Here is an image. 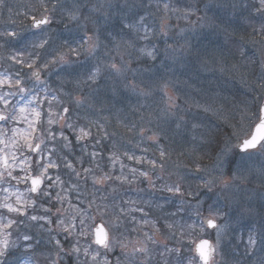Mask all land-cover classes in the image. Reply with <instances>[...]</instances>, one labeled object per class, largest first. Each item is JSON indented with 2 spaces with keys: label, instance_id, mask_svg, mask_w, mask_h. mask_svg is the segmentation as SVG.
<instances>
[{
  "label": "snow or ice",
  "instance_id": "obj_1",
  "mask_svg": "<svg viewBox=\"0 0 264 264\" xmlns=\"http://www.w3.org/2000/svg\"><path fill=\"white\" fill-rule=\"evenodd\" d=\"M58 4L59 0H52L51 6L45 0H40L41 15L23 13L30 20L28 35L7 29L0 33V36L8 38L10 42L20 45L15 54L9 57L19 66L18 69L15 73L0 72V192L6 193L0 202V264H9L10 259L20 249L35 254L42 240L37 239L30 228L38 226L43 229L46 225L53 224L58 230L47 228L49 233L55 231V235L48 238V244L53 247L47 251L46 264H68V261H72V264H144L139 257L152 258L149 244L160 243L156 236L161 231L167 240L174 241L173 246L167 243L160 245V255L165 258L163 264H169V258L171 264H217L218 255L221 260L224 259L221 240L233 219L246 231L233 229L238 234L230 237V240L237 242L232 246L231 252L235 254L236 248L243 242L244 255L250 256L259 252L261 255L257 264H264V222L259 227L251 223L245 225L244 217H252L254 213L250 208L245 209L237 199H226L222 204L219 200L209 203L203 198L218 183H222L224 189L230 190L238 186L236 181L247 180L248 176L244 174L247 171V162L258 153L264 155V76H261L255 88L249 85L252 91H259L260 95L253 96L250 105L247 100L241 102L244 108L240 113L239 126L231 123L234 117L227 114L229 110L223 103L219 108L212 104H196L205 113L211 112L232 129L223 141L214 162L220 175L208 179L211 175L210 169L201 167L198 162L194 167L173 162L177 170L168 172L173 150L167 149L161 143L164 138L163 130L158 125L153 126L151 119L139 125L136 122L129 124L118 120V126L125 130L118 132L109 131L106 116L102 117L104 123L99 119H90L87 115L80 116L78 110L87 112L94 107L93 99L101 87L98 81L102 78V69L109 73L104 77L106 80H111L112 77L127 79L129 72L135 77L141 69L131 67L130 62L123 56L117 65L116 58L109 52H105L108 62L100 60L98 53L106 50L108 44L101 40V30L96 26L98 18H83L92 24L90 30L87 23L81 22L79 5H74L73 11L67 13L68 20L74 23L73 28L65 24L69 36L53 39L50 36L53 31L51 25ZM126 6L135 7L131 3H126ZM103 7L93 5L92 11L101 12ZM164 7L167 8L168 5L165 4ZM231 7L236 8L237 5L233 3ZM253 7L254 15L260 18L259 26H255L251 17L246 19L252 26V32L261 37L259 43L264 44V0H256ZM113 8L119 10L118 5L108 3L107 9L101 12L106 22L110 19ZM0 9L13 11L6 0H0ZM15 14L21 15L19 11ZM144 20L145 17L140 15L133 22H125L121 31L127 30L129 34L135 31L137 35L143 31L139 38L150 41L152 30ZM11 23L15 24L16 21L12 20ZM161 34L167 35L163 24ZM252 42L257 43L255 37ZM124 43L129 48L134 47L130 41ZM137 51L140 57L152 61L157 59L158 49L154 45L150 48L145 45ZM25 69L29 71L24 72ZM53 74L60 81L59 91L69 98L68 103L61 101L57 89H51L48 80L44 79ZM240 80L248 84L243 74L240 75ZM64 83L75 84V89L79 91H83V86H88L90 92L81 98L74 89L64 92ZM93 85L96 87L93 88ZM124 87L134 92L137 90L132 82ZM218 87L219 92L212 91L215 98H221L222 93L227 91L226 85ZM109 90L113 99L119 96V89L115 84L109 85ZM139 94L148 96L151 93L141 91ZM17 96L27 97L26 103H13ZM222 98L227 101L226 96ZM53 100L57 101V105L52 104ZM168 100L170 106H175L173 97L169 96ZM57 106L58 110H54ZM99 111L102 112L103 109ZM81 120L84 122L81 123ZM244 121L248 122L246 127ZM20 123H26L27 128L13 126ZM52 125L56 126L55 130ZM197 127L200 125L192 124V128ZM233 139L237 141L235 145H232ZM57 144L60 149H68V153L58 151ZM77 146L79 155L72 150ZM233 148L237 150L239 161L231 177L233 183H229L224 179L223 161L233 153ZM195 151L192 148L191 152ZM179 155H184V152ZM69 156L72 158L69 159ZM181 168L184 171H180ZM62 169L66 171L62 172ZM166 172L169 176L175 175L176 179L171 183L165 181ZM256 179L264 186V168ZM89 181L92 191L88 195L92 199L88 201V208L94 206L95 214L82 216L78 223L76 215L64 217L62 209L65 203L75 209L77 215L80 214L81 209L72 200L80 199L83 195L80 191L81 182L87 189ZM157 181L162 183L158 185ZM21 184L25 186L24 191L19 188ZM141 184H146L147 189H151L150 195L168 194L165 203L172 205L175 210L165 211L164 203H153L151 199L125 200L120 196V188L125 185L129 186L125 191L132 190L131 186L137 185V192H145V188L139 187ZM10 188L14 191L10 192ZM97 192L101 195L97 196ZM72 193L75 196L70 195ZM186 205L192 208L188 219L193 215L196 217L191 223H181L174 219L177 216L184 219ZM233 212L236 213L235 217L231 215ZM225 216L229 219L225 220ZM126 223L133 226L121 230ZM89 236L90 240L87 239ZM81 237L86 240L84 244L80 242ZM183 252L192 254L185 256ZM25 264L37 262L29 258ZM235 264H240V260L236 259Z\"/></svg>",
  "mask_w": 264,
  "mask_h": 264
},
{
  "label": "rangeland",
  "instance_id": "obj_2",
  "mask_svg": "<svg viewBox=\"0 0 264 264\" xmlns=\"http://www.w3.org/2000/svg\"><path fill=\"white\" fill-rule=\"evenodd\" d=\"M12 0H9L7 2L8 5H13L11 2ZM17 1V0H16ZM15 1V3H16ZM101 2H97L94 5L100 6L102 3L103 10L107 9V4L111 3L112 5H118L120 10H124L127 6L126 3H131L134 4V8H129L128 10H131V13L136 14V18L141 15L142 13V5L143 2L146 4H149L147 6V9L151 8L152 6L156 8H160L161 3L163 0H98ZM199 2V0H172L170 3L166 1L165 4L168 5L169 7V15L170 18L167 19L165 31L167 32L166 37H171V40L173 42V45L171 46V51L166 55V57L163 56L162 61L160 62L162 66V71L159 73V79L163 84L158 85V88H155L152 83L150 86V89H157L158 90V95L157 97L162 98V104L166 107V103L168 102V106L170 108L169 111H171V114L168 115L166 112L162 113L161 111L159 112V109L161 105L159 104L158 106H155V104H158V100H154L153 102L151 101V96H144L140 95L139 93L141 91H149V84L148 80L144 81V76L140 74V76H135L133 77L132 73L127 74V79L125 77H112L111 80H106L104 77H107L109 75L108 72L103 71L102 69V78L98 81L99 82H106L103 84H100L101 87L99 88L98 94L96 97L93 99V104L95 105L93 109L88 110L85 112L84 110H78L80 112V116L83 117L87 115L90 119H96L95 114L100 113L99 111L101 108L104 110L106 109V103L104 104V98L105 96L108 97V110H109V115H108V125L110 123L115 124L121 132H124L125 130L122 127H119L117 124V121H123L124 123L129 121L131 122V117H130V112H135L136 110L139 111V118L138 114L133 113V120H138L141 119V117H144V120H139L140 124L141 123H146V116L148 117L149 115V109L151 108L155 114L150 116L148 118L152 120L153 126H159L160 129L163 130V137L161 140V143H166V144H171L172 148L174 151L178 152L180 150H183V148L186 146L189 147H195V146H201L202 142L199 140V136H202L204 133H208L210 131L209 126L206 122L202 123V128L201 130V125L200 127L193 128L190 124V120L188 122L187 117L189 118L196 116V118H199L200 121H203L207 116L213 115L211 112L205 113L201 112L196 104L197 102L201 105H206V104H212L213 107L219 108L220 105L223 103L225 107L229 110L228 115H233L235 113L236 115V110H237V105L231 102V99L229 96H232L233 91L237 90L239 92H243L244 94H247L249 92V89L246 88V84L242 83L241 80H237V77L240 76V69L233 68L234 61L233 59H230V54L227 52L224 54L222 57V49L217 51L216 47L214 45H211L210 47L205 43L202 44L197 49L198 42L202 40H206L204 37L205 32L208 29L212 30H217L219 35L221 36L222 33L225 32L226 27L223 26L224 23L227 22V19L230 17V20L234 19L233 17L231 18V14H227V19H226V12L225 10H231L232 7L230 3L227 1L229 0H217L214 2L213 0V10L217 17L219 18V26L213 27H207V24L205 25V22H202L199 24L198 20V14L194 10H191L193 7V2ZM197 2V3H198ZM238 2V1H236ZM14 3V4H15ZM187 3L189 4V8L187 6ZM239 3V2H238ZM164 4V5H165ZM247 8V5L245 3L242 4V9ZM83 10V11H82ZM117 9L113 8L110 11V14ZM16 11V10H15ZM127 11V10H126ZM84 12V13H83ZM86 12V13H85ZM80 16L84 17H91L92 18H98L101 19L100 17V12H93L92 10L88 9H82L80 7ZM187 16V18H185ZM53 18H54V28L53 31L50 33V36L53 39L59 38H67L69 36V33L65 29V24L68 25L69 28L74 27V23L67 21L66 23L63 24L59 20V15L58 13H53ZM124 18V16L122 17ZM121 18V19H122ZM17 16H14L12 12H8L6 14H0V24L2 25H7V24H12V20H17ZM120 19V21H122ZM103 20V18L101 19ZM104 21V20H103ZM102 21V22H103ZM81 22L87 23L89 30L92 28V24L89 23L88 21H85L84 19H81ZM100 25H104V24ZM105 22V21H104ZM99 24V23H98ZM97 24V25H98ZM241 24H244L243 21ZM16 28L22 32L24 35H28V25L25 26L24 29H20L19 25L16 23ZM96 25V26H97ZM170 26V27H169ZM98 27V26H97ZM101 27V26H100ZM206 28V29H205ZM59 31H62L59 33ZM89 35H91V31H89ZM57 42H59L57 40ZM13 47H15L14 51L17 50L20 45L12 42ZM260 50L263 51L264 54V44H259ZM110 51V52H109ZM109 51L107 49L104 51H100L98 53L100 59L102 62H108L107 57L105 55V52H109L112 56L115 55V63L117 65L120 64L121 62V56L124 57L125 60H128L130 62L131 67L133 66V63L136 62V60L132 61L126 58L124 55L125 53H120L119 56L116 55L114 51V47L112 49L109 48ZM1 54L4 53V50H1ZM226 52V51H225ZM117 56V57H116ZM264 58V55L262 56ZM229 59V61H228ZM139 62H141V59L139 58ZM17 66V65H16ZM0 68L2 69V65L0 62ZM144 70V68H140ZM223 69V71L221 70ZM193 70L195 72L192 76L188 78V71ZM29 70L26 69L25 72H28ZM145 72V71H144ZM187 72V75H186ZM147 73V72H145ZM152 73V72H151ZM250 76V72L248 74V78ZM263 76H264V68H263ZM44 79L48 80V85L50 86L51 89H57V95L63 101L64 103H68L69 99L68 97L65 96L63 92L59 91L60 88V81L57 78L55 74L51 75L50 77H44ZM239 79V78H238ZM252 80L251 82H253ZM132 82L137 86V90L134 92L130 88H125L124 85ZM56 84H59L58 87H56ZM115 84V86L119 89V96L116 99H121L123 98V102H115L114 99L112 98V93L108 88V85ZM219 85H226L227 91H224L225 93H222L221 98H215L212 96V91L215 90L217 92L220 91ZM166 86V87H165ZM93 88L96 86L93 85ZM74 89L76 91V94L80 95L81 98H84L86 95H88V91L90 90L88 86H83V91H79L75 89V84L71 83H64L63 85V91L67 92L68 90ZM15 90V89H13ZM103 92L108 93L105 95ZM227 93H229V96H227ZM184 94V95H182ZM63 96V97H62ZM171 96L175 100V106H170V101L168 100V97ZM223 96L227 97V101L223 100ZM51 100V96L49 97ZM53 105H57V101L53 100L51 101ZM96 102V104H95ZM155 102V103H154ZM216 103V104H215ZM58 107V106H57ZM163 107V109H165ZM202 109V108H201ZM203 110V109H202ZM127 113V115H125ZM120 114V116H119ZM114 118V120H112ZM212 118L218 119L215 115L212 116ZM104 120H101V123ZM115 121V122H113ZM81 123L84 121L81 120ZM22 123L19 125H13L14 127H20ZM47 127V125H46ZM53 130H55V125L51 126ZM189 127L192 129V134H190ZM188 130V131H187ZM188 132V133H187ZM195 137V139H193ZM151 143V142H149ZM58 146V151H62L60 149V145L57 144ZM73 150V149H72ZM63 152V151H62ZM181 153V152H180ZM139 154V153H138ZM181 155H178L177 158H181ZM55 158V157H54ZM230 158L226 157L224 158V161L228 160ZM174 160L173 155L171 154V159ZM223 161V162H224ZM239 161V160H238ZM126 163H129L125 161ZM178 163L176 161H169L168 167H173L175 168L174 163ZM250 163V164H249ZM182 165V164H181ZM226 162L223 163L224 170H226ZM246 172L244 173L245 175L248 176V179L241 182V181H236L235 183L238 185L236 187H233L232 189H224V186L222 183H218L213 189L212 192L208 195H204L203 198L211 203L213 200H219L222 204L225 202L227 199L228 201H231L232 199H237L239 200L243 205L245 209H251L254 215L252 217H247V221H253L259 218L261 215L264 216V189L262 190H250L246 192V195L242 193H238L236 195L237 191L240 192L243 187L246 188L247 184L249 181L253 180V182L257 183L260 185V181L256 179V176H258L260 170L264 168V155L257 154L255 155L251 160H249L246 164ZM172 171L171 168H169ZM177 170V169H176ZM211 175H214L215 172V177L219 175V171L215 168L211 169ZM180 171H183V168L180 169ZM154 178V177H153ZM192 179H195V177H192ZM224 179L229 182L233 183L231 177H228L225 175ZM164 180L171 183L172 181L175 180L173 176H169L167 172L164 174ZM197 183L199 181H196ZM162 183L161 181H157V184L159 185ZM127 187V186H125ZM139 187H142L139 185ZM223 190V191H222ZM123 197L127 196V191L125 189L123 190ZM148 194L151 192V189H147L146 185V191ZM162 200H158L157 202L159 203H164L165 204V209L167 207H171L172 205H169L165 203L166 196L168 194H162V193H156ZM1 198V196H0ZM128 199V196L125 197V200ZM195 202H193L194 204ZM187 211L184 215L185 220L188 219V215L192 212V208L188 207L187 205L185 206ZM172 211H174V207L172 206L171 208ZM227 212V209L225 210ZM64 217H67V215H75L76 210L73 208L66 207L64 210H62ZM95 212V211H94ZM159 214V213H157ZM234 212L231 213L233 216ZM206 215V213H205ZM105 219H108V217H105ZM193 221L196 219V217L193 215L191 218ZM229 217L225 216V220H228ZM189 220V219H188ZM97 221H99V216H97ZM224 221H220V223H223ZM264 222V220H261V223ZM230 223V222H229ZM256 225V224H255ZM133 225L131 224H125L122 226L123 230L124 228H131ZM235 228H240V224L238 223H230L229 227L225 230V235L221 240V251L225 253L224 259L221 260L220 256L218 255L216 257L217 264H230L229 261H227L226 258V253L229 252L231 249L227 248L229 244V234H238L233 231ZM241 232L243 230L240 229ZM213 238L214 237H209ZM156 239L160 242L158 245H152L149 244V248L152 249V252L150 253L151 259H145L144 257H139L140 261H144V264H152L158 259H160V245L167 243L174 245V241L172 240H167L165 238V235L163 231L160 233H157ZM170 246V245H169ZM237 253V258H242L240 259V264H251V263H257L258 258L260 257L261 253L257 252L254 255L250 256H245L243 253V246L240 242L239 247L236 248ZM182 254L191 255L192 253L189 252H183ZM164 258V257H163ZM84 259V257H83ZM165 259V258H164ZM235 264V262H234Z\"/></svg>",
  "mask_w": 264,
  "mask_h": 264
},
{
  "label": "trees",
  "instance_id": "obj_3",
  "mask_svg": "<svg viewBox=\"0 0 264 264\" xmlns=\"http://www.w3.org/2000/svg\"><path fill=\"white\" fill-rule=\"evenodd\" d=\"M8 1L9 0H6V3ZM15 1L16 0L11 1L13 3V5H11L13 8L12 13L14 16H16L15 13L17 11L21 13L19 19L16 20V23L20 22L21 20L29 21V19L23 15V13L25 12H28L30 15L34 13L37 16L42 13V9L40 7V0H17L16 3ZM92 1L93 0H59L56 13H58V15L64 20L62 23L65 24L66 20L69 21L67 18V13L73 11L74 5H79L82 9L92 10V7L95 3H97V0H95L94 2ZM166 1L170 3L172 0H163L160 8H156L152 6L149 9H147V6L149 4L143 2L141 15L145 17L144 23L152 30L151 32L152 38L150 41H144L139 38V36L143 35V31H141L139 35H137L135 31H132L130 34L128 33L127 30H125L124 32L121 31V28L125 22H133V19L136 18L135 17L136 14L131 13V10H128L129 9L128 7H126L124 10L119 9L112 12L110 14V19L107 20V22L105 20V17L100 13L101 19L103 18L105 22L99 19L97 20V24L99 23L98 27L101 30V40L105 44H108L107 51H109V48L112 49V47H114L116 51L122 49L126 54V58H129V60L134 61V60H138L137 57H140V53L137 51L138 49L137 47L141 48V47H145V45H148V47L150 48L151 46L154 45L158 49L157 59L155 60V62H149L148 58L144 57L145 61L139 64V68H144V69L147 68L150 71H157L159 69L158 63L162 60L163 56L166 57V55L170 53L171 46L173 45V42L171 40V37L173 35H171L170 37L169 36L166 37L165 35L161 34V25L164 24V22L168 18H170L169 7L167 8L164 7ZM213 1L216 2L217 0H213ZM213 1L199 0V2L197 1L198 3L192 1L193 7L191 10L195 9V12L199 15L198 16V20L200 21L199 24L205 22V25L207 24V27L215 28V26L216 27L219 26V18L217 17V15L213 10V4H214ZM236 1H238L239 3ZM51 2L52 0H45V3H48L49 6H51ZM227 2L230 4L235 3L239 7V9L236 7L239 10V13L236 8L234 10H225L228 11L230 14H232L231 18L234 16V14H236L235 18L233 19L234 21H232L231 19L228 21L229 23L226 24L225 26L223 24V26L226 27L225 29L227 30H225V32L222 33L221 36L217 32V30L214 31L212 29H208L207 31H204L205 32L204 37L206 38V40H202L198 42L197 49H199L201 43L204 45L206 43L209 47L211 45H214V47H216L217 51L219 52L222 49V57L224 56L225 53L228 52L230 54V59L231 60L233 59L234 61V65H236L237 68L240 69V75L243 74L245 79L248 81V84L244 86L245 89L246 88L249 89V92L246 94L245 98L241 96L242 99L236 102L238 109V114L236 118L238 119V121H234L237 123L232 122V124L238 126L241 122L240 113L243 111L244 108V104L241 102L244 100L247 101L250 100L252 102L253 96L257 95L258 91H252L249 88V85H251L252 88H255L257 81L260 80L259 78L260 68L263 69L262 60L257 54L258 49H260L259 41L261 40V37L252 32V26L248 23V20L246 18L251 17L255 23V26L257 27L259 26L260 18L254 15V8L248 9V7L247 8L245 7V9H242V4L244 2H249V0H229ZM86 3H90L91 7L86 5ZM187 6L188 8L190 7L188 3ZM240 12H242V14ZM6 13H8L7 10L0 9V14H6ZM123 16L124 18H122ZM81 19H83V16H81ZM120 19L122 21H120ZM242 21L244 24H241ZM101 22L104 25H100ZM109 33H111L110 36L108 35ZM105 37H107V39H105ZM253 37H255L257 43L252 42ZM108 40H111L110 44L108 43ZM125 41H130L131 43L134 44V47L129 48L124 43ZM117 45H119L118 48L116 47ZM249 72H250V76L248 78L247 76ZM237 80L238 81L240 80V76L239 79ZM252 80L254 81L251 82ZM234 98H236V96H234ZM156 100H158V102L162 104V98L159 97ZM156 106H158V104H156ZM199 110H201V112L203 111L201 108ZM135 114L136 115L139 114V111L136 110ZM190 121H191L190 122L191 126L194 123L195 124L201 123L199 121V118H196V116L191 117ZM243 123L245 125V121ZM229 128L230 127H227L224 123H220V122L216 123L214 125V129H211V131L208 132V135L199 136V140L205 144L195 147L186 146V148H184V150L182 151L185 154L186 164L189 165L190 167H194L195 163L198 162L202 167L203 164H205L206 162H213L216 159L220 148L223 146V141L227 138V135L230 133ZM192 148L196 149L195 153L191 152ZM85 159L87 160V157H85ZM105 170H107V168ZM87 187L89 188V192L92 191V185L90 181ZM131 189L132 190H128V192H131L129 195H133L132 192H134L135 190L134 185L131 186ZM122 191H123L122 188H120L119 194H122L121 193ZM97 193L99 196L101 195L99 194V192ZM134 195L136 196V198L139 197V194H136L135 192ZM34 232L36 231L34 230ZM38 232L41 234L40 236L42 238H46V235L43 234V232L41 231ZM35 237L37 239H40L36 235ZM42 252H45V250H43ZM46 255L47 254L36 253V255L30 256L29 258L35 260L37 264H46L45 261Z\"/></svg>",
  "mask_w": 264,
  "mask_h": 264
}]
</instances>
